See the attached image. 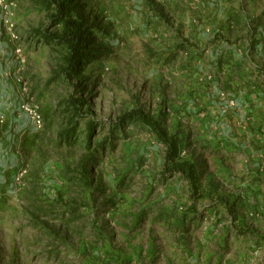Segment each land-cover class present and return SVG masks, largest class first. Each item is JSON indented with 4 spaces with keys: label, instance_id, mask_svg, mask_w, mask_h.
Returning <instances> with one entry per match:
<instances>
[{
    "label": "rangeland",
    "instance_id": "obj_1",
    "mask_svg": "<svg viewBox=\"0 0 264 264\" xmlns=\"http://www.w3.org/2000/svg\"><path fill=\"white\" fill-rule=\"evenodd\" d=\"M60 1L0 0V264H181L190 244L215 247L218 222H264L232 176L234 109L260 82L248 65L264 70V0H73L93 38L74 74L41 37L62 32ZM133 108L179 136L199 192L163 172L142 122L118 123Z\"/></svg>",
    "mask_w": 264,
    "mask_h": 264
},
{
    "label": "crops",
    "instance_id": "obj_2",
    "mask_svg": "<svg viewBox=\"0 0 264 264\" xmlns=\"http://www.w3.org/2000/svg\"><path fill=\"white\" fill-rule=\"evenodd\" d=\"M234 56L238 55L233 53ZM248 66V71H253V77L260 82H257L253 92L239 96V106L234 109L233 123L237 126L234 133L238 136L234 146L238 148L236 156L242 169L232 173V176L239 180L240 183L236 184L251 196L250 207L264 211V188L256 181L258 174L263 175L264 169V160H259L262 155H258L264 153V87L260 88L261 82L264 83V70L259 65ZM243 76L241 72L242 80ZM246 99L253 104L251 107L246 106ZM236 221L218 222L221 231L213 236L215 247L212 250L208 247L201 249L199 244H190L184 249V262L181 264H264V222H244L240 217Z\"/></svg>",
    "mask_w": 264,
    "mask_h": 264
},
{
    "label": "trees",
    "instance_id": "obj_3",
    "mask_svg": "<svg viewBox=\"0 0 264 264\" xmlns=\"http://www.w3.org/2000/svg\"><path fill=\"white\" fill-rule=\"evenodd\" d=\"M47 1L56 3L57 0ZM72 1L62 0L57 2L55 14L51 18V24L60 25L62 32L60 34L43 33L41 36L46 38L49 43L58 44L65 48L63 56L64 72L68 74L76 73L83 64L87 44L93 39L89 38L91 34H88L84 22L72 15ZM71 104L75 106L76 111H79L80 106L77 101L71 100ZM128 120L142 122L165 146L163 172L168 176H182L188 181L192 194L199 192L198 170L193 162L181 156L179 136L175 132H168L159 121L140 109H130L117 118L119 124Z\"/></svg>",
    "mask_w": 264,
    "mask_h": 264
},
{
    "label": "built area",
    "instance_id": "obj_4",
    "mask_svg": "<svg viewBox=\"0 0 264 264\" xmlns=\"http://www.w3.org/2000/svg\"><path fill=\"white\" fill-rule=\"evenodd\" d=\"M230 105L234 106V103L230 102ZM24 111L29 116L31 125H33L35 128L40 127L42 122V116L36 111V109L26 108Z\"/></svg>",
    "mask_w": 264,
    "mask_h": 264
}]
</instances>
